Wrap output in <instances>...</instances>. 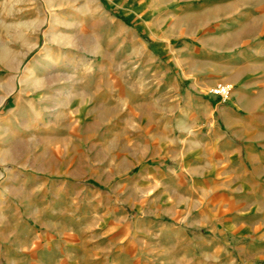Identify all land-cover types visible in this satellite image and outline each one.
I'll return each instance as SVG.
<instances>
[{"label":"rangeland","instance_id":"1","mask_svg":"<svg viewBox=\"0 0 264 264\" xmlns=\"http://www.w3.org/2000/svg\"><path fill=\"white\" fill-rule=\"evenodd\" d=\"M262 7L0 0V264H264V162L217 103Z\"/></svg>","mask_w":264,"mask_h":264},{"label":"crops","instance_id":"2","mask_svg":"<svg viewBox=\"0 0 264 264\" xmlns=\"http://www.w3.org/2000/svg\"><path fill=\"white\" fill-rule=\"evenodd\" d=\"M252 15L264 19V7L256 9ZM247 54L246 74L233 92L235 104L217 103L220 115L238 125L236 133H243L241 128H246L244 133L248 137L239 146L240 157L264 162V38L256 41L252 54Z\"/></svg>","mask_w":264,"mask_h":264},{"label":"bare ground","instance_id":"3","mask_svg":"<svg viewBox=\"0 0 264 264\" xmlns=\"http://www.w3.org/2000/svg\"><path fill=\"white\" fill-rule=\"evenodd\" d=\"M33 26L32 24L29 25V27ZM14 40L18 42L23 48L27 46V41L26 39L22 38L20 34H15L14 35ZM18 55L17 51L11 50V49H0V62L3 63L4 65H12L15 62V59ZM7 88L5 87V84L0 83V92L1 93H6ZM2 96H0V99Z\"/></svg>","mask_w":264,"mask_h":264},{"label":"built area","instance_id":"4","mask_svg":"<svg viewBox=\"0 0 264 264\" xmlns=\"http://www.w3.org/2000/svg\"><path fill=\"white\" fill-rule=\"evenodd\" d=\"M214 94L219 95L224 101L232 92V87L228 84L218 83L213 89Z\"/></svg>","mask_w":264,"mask_h":264}]
</instances>
